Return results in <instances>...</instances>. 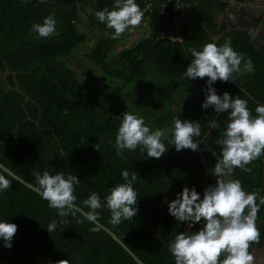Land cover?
I'll list each match as a JSON object with an SVG mask.
<instances>
[{
    "label": "trees",
    "instance_id": "1",
    "mask_svg": "<svg viewBox=\"0 0 264 264\" xmlns=\"http://www.w3.org/2000/svg\"><path fill=\"white\" fill-rule=\"evenodd\" d=\"M83 1L93 4L92 11L86 13L89 24L112 33L100 38L94 53L87 54L102 68L104 80L114 79L121 87L144 80L152 105L147 103V110L130 113L143 117L153 131L173 128L177 117L199 123L201 134L194 137L199 149L177 151L169 143V132L163 139L168 150L158 159L149 158L139 147L117 156L114 143L124 100L116 99L113 106L106 97L91 93L78 72L64 64L67 61H55L56 57L75 56L86 41V35L73 26L72 21L78 20L75 8L54 13L57 25H71L68 32L58 39L41 38L30 28L33 23H43L56 5H48L46 10L35 0H0V161L37 187L36 172L77 175L81 182L75 189V205L87 213L90 209L84 201L91 193H98L104 203L113 187L125 183L122 171L127 169L130 175L136 171L137 216L114 225L104 206L96 210L95 219L116 233L145 264H174L169 244L187 230L169 213L165 201L175 199L179 187H195L203 196L205 189L216 183L218 177L210 172L217 163L213 152H221L216 141L223 138L230 115V110L216 113L211 107H202L208 78L189 80L184 75L193 59L189 50H202L209 42L220 46L230 39L231 47L244 61L251 60L254 71L236 73L235 80L227 82L217 80L212 87L218 95L228 92L233 98L238 95L247 100L255 116V108L264 105V38L240 28V23L223 20L218 24L214 13L228 18L236 5L264 4V0H199L190 11L188 27L192 32L180 33L182 43L143 38L113 59L109 56L119 38H112L114 30L100 22L95 12L112 10L114 0ZM147 1L136 3L142 9ZM159 11L156 3L153 12L144 13L142 23L152 32H161L170 24ZM263 20L259 17L256 22ZM248 167L251 172L236 168L229 178L239 179L245 191L258 190L264 196V155ZM0 175L12 181L11 188L0 192V221L18 226L11 248L0 238V264H55L59 260L69 264H137L117 241L78 211L60 217L34 190L1 168ZM53 220L58 226L49 233L47 226ZM202 226L196 223L188 231H199ZM257 226L260 242L251 244V254L264 241V205L258 212Z\"/></svg>",
    "mask_w": 264,
    "mask_h": 264
},
{
    "label": "clouds",
    "instance_id": "2",
    "mask_svg": "<svg viewBox=\"0 0 264 264\" xmlns=\"http://www.w3.org/2000/svg\"><path fill=\"white\" fill-rule=\"evenodd\" d=\"M183 1L190 3L191 11V7L197 5L199 0ZM40 2L46 3L47 0ZM95 16L108 29L114 30L112 38L118 39L127 30L142 23L144 12L136 0H114L112 10L104 8L96 11ZM30 31L41 38L54 36V13L45 17L43 23H33ZM189 51L193 59L184 75L189 80L208 78L206 99L202 107H211L216 113L230 110V115L223 138L216 141L221 146V152H213L217 163L210 172L218 177L216 183L205 189L203 199L195 187L190 189L185 186L175 199L165 201L169 204V213L181 223L188 222L189 229L196 223L204 222L199 231H182L177 234L169 244V250L174 257V264H253L254 257L249 249L253 242H260L257 220L260 207L264 205V196H260L258 190L245 191L239 179L229 177L236 168L251 172L248 165L264 155V105H258L255 108L256 115L253 116L247 100L238 95L233 98L228 92L218 95L212 85L217 80H235L236 73L253 72L254 66L250 59L245 62L244 56L231 47L230 39L220 46L209 42L202 50L191 48ZM173 124L171 129L157 128L153 131L146 126L143 117L125 111L115 138L116 155L123 156L125 150L135 151L139 147L149 158L158 159L168 150L163 139L169 132V143L177 151L198 150L199 141L194 137L201 134L200 124L179 117ZM212 126L219 127L218 124ZM95 147L100 149L98 144ZM121 175L125 183L113 187L104 203L96 192L84 201L90 209L86 218L95 219L98 215L96 210L104 206L111 212V223L114 225L137 216L138 193L133 185L139 175L136 171L130 175L127 169ZM35 177L43 199L48 201L50 208L56 209L60 217L75 214V189L81 182L77 175L69 174L65 177L62 172L52 175L44 171L42 174L36 172ZM11 187L12 181L0 175V192ZM63 223L67 224L68 221L64 220ZM57 226V221H51L47 226L48 232L52 233ZM17 231L15 223L0 221V238L6 247H12L11 242ZM55 264H69V261L59 260Z\"/></svg>",
    "mask_w": 264,
    "mask_h": 264
},
{
    "label": "rangeland",
    "instance_id": "3",
    "mask_svg": "<svg viewBox=\"0 0 264 264\" xmlns=\"http://www.w3.org/2000/svg\"><path fill=\"white\" fill-rule=\"evenodd\" d=\"M170 14L172 17L171 20H173L176 13L172 11ZM163 17L168 19L167 16ZM259 17H264V4L261 2H246L245 4H238L236 5L234 13L228 18L217 11L214 13V20L216 23L219 24L223 20L227 23H240V28L247 31H253L254 34H260L264 38V20L256 22V19ZM80 18L78 30L86 34V42L81 44L78 53L73 58H70V60H67V63L65 62L64 64L71 66L78 72L88 90L94 95L106 97L113 106L116 104V99L120 100V102L124 100V105L120 110L122 113L125 111H133L135 113L144 109L147 110V103L152 105V100H149L152 95H150L144 80L121 87L118 84V81L107 78V80L111 82L110 84L108 81L104 80L102 68L95 64L89 57L85 56L86 52L96 49L101 36L110 37L112 33L109 31H102L99 27H92L91 24H89L88 19L86 17H81V14ZM148 34H150V30L145 23H141L134 29L130 28L119 38L114 46L113 52L110 53L109 59H113L122 52L135 47L136 44ZM115 86H117L116 90L114 88ZM131 98H133V102H129V99ZM182 191L183 189L179 187L174 197L176 198L177 194ZM202 197L203 196L201 195V199ZM183 223L185 224V229L188 231V222ZM253 257V264H264V241L260 246L255 248Z\"/></svg>",
    "mask_w": 264,
    "mask_h": 264
},
{
    "label": "built area",
    "instance_id": "4",
    "mask_svg": "<svg viewBox=\"0 0 264 264\" xmlns=\"http://www.w3.org/2000/svg\"><path fill=\"white\" fill-rule=\"evenodd\" d=\"M178 2V6H177ZM158 3L160 5V16H167V21L170 24L166 25L164 30L161 32H152L148 34L145 38L152 39V40H161V39H172L174 42L182 43L183 38L181 36V32L183 33L186 31L188 34L191 33V30L188 28V24L190 21V3L184 2L183 0H148L146 5L142 8L144 13L153 12L154 5ZM175 12L176 15L172 19L171 12ZM145 23V22H144ZM147 24V23H145ZM148 25V24H147ZM149 28V26H148ZM203 199V197H202Z\"/></svg>",
    "mask_w": 264,
    "mask_h": 264
},
{
    "label": "flooded vegetation",
    "instance_id": "5",
    "mask_svg": "<svg viewBox=\"0 0 264 264\" xmlns=\"http://www.w3.org/2000/svg\"><path fill=\"white\" fill-rule=\"evenodd\" d=\"M33 1L34 0H32V2ZM35 1H37L38 4H41L44 7H46V10H47V6L48 5H56V7H54L53 10L50 11V12H48V13H55V12H62L63 13V12L69 11L71 7L72 8L74 7L75 8V11L77 12L76 14H77L78 20H74L72 22H73V26L77 30H78V23H80V19H81L80 18V14H81V17H86L87 18L86 13L91 12L92 11V8H93V4L92 3H87V2H85L83 0H74V3L73 4H70V3L69 4H65V3L62 4V3H59L58 0H47L46 3H41L40 0H35ZM70 28H71V25L69 23L68 24H64V25H57L56 24V34L54 36L49 37V38H56V39H58V37L63 36L65 34V32H68L70 30ZM100 30H102V28H100ZM102 31L108 32L109 30H102ZM109 32L111 33V31H109ZM80 33H82V32H80ZM83 34H85V33H83ZM102 37H105V36H101L100 38H102ZM99 42H100V39L98 41V45L100 44ZM88 53L92 54V53H94V50L93 51L86 52L85 53V56L86 57H88L87 56ZM73 57H70V58H73ZM70 58L64 59V58H57L56 57L55 58V61H67V60H70Z\"/></svg>",
    "mask_w": 264,
    "mask_h": 264
},
{
    "label": "water",
    "instance_id": "6",
    "mask_svg": "<svg viewBox=\"0 0 264 264\" xmlns=\"http://www.w3.org/2000/svg\"><path fill=\"white\" fill-rule=\"evenodd\" d=\"M0 168L5 171L8 175H10L11 177H13L14 179L18 180L19 182L23 183L24 185H26L27 187L31 188L32 190L35 191V193L39 194L42 196V190L37 187L36 185H34L33 183L25 180L24 178H22L21 176H19L18 174H16L13 170H11L9 167H7L6 165H4L1 161H0ZM43 197V196H42ZM76 211H78L79 213H81L85 218L87 217V212H85L83 209H81L80 207L76 206ZM88 219V218H87ZM90 220V219H89ZM92 221L96 226H98L100 229H102L103 231H105L106 233H108L115 241L118 242V244L132 257V259L137 263V264H145L143 261H141L133 252L132 250H130V248L118 237V235L116 233H114L111 229H109L107 226H104L102 223H100L97 219H93L90 220ZM255 251V250H254ZM253 251V252H254ZM253 255V253H252Z\"/></svg>",
    "mask_w": 264,
    "mask_h": 264
},
{
    "label": "crops",
    "instance_id": "7",
    "mask_svg": "<svg viewBox=\"0 0 264 264\" xmlns=\"http://www.w3.org/2000/svg\"><path fill=\"white\" fill-rule=\"evenodd\" d=\"M241 4H245V3H241ZM199 223H202V224H203L204 222H203V221H201V222H199ZM184 225H185V224H184ZM184 228H185V227H184Z\"/></svg>",
    "mask_w": 264,
    "mask_h": 264
}]
</instances>
